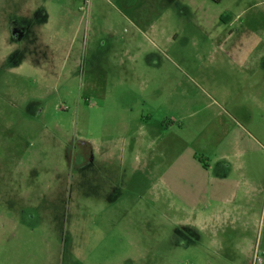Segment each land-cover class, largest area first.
<instances>
[{"label": "rangeland", "instance_id": "rangeland-1", "mask_svg": "<svg viewBox=\"0 0 264 264\" xmlns=\"http://www.w3.org/2000/svg\"><path fill=\"white\" fill-rule=\"evenodd\" d=\"M243 36L264 50V0H0V264H264V217L199 219L161 186L232 125L184 118L205 53ZM239 100L264 143V81Z\"/></svg>", "mask_w": 264, "mask_h": 264}, {"label": "crops", "instance_id": "crops-1", "mask_svg": "<svg viewBox=\"0 0 264 264\" xmlns=\"http://www.w3.org/2000/svg\"><path fill=\"white\" fill-rule=\"evenodd\" d=\"M233 43L230 50L223 46L220 51L205 53L210 62L218 63L212 68L202 69V77L207 84V108L199 117L198 110L192 109L196 103L191 102L186 105L184 118L185 122L196 124L200 118L224 117L232 125L223 123L216 130L205 126L199 129L202 140H208L214 131L219 130L222 138L219 145L212 150L204 148L203 143L196 148L185 149L161 177V186L179 202L186 203L188 212L199 219L211 214L227 219L245 216L257 223L264 217V168L253 160V156L256 152H264V143L251 134L243 137L245 128L238 119L244 116L252 120L255 115L256 108L243 106L239 97L240 92H250L262 85L264 67L261 66L264 63L259 60H264V50H258L256 36H243ZM219 90H223L221 94L226 98L214 97ZM255 103L258 107L259 102ZM260 106L264 110L261 101ZM171 122L165 131H171L175 123L180 124V129L183 127L182 117H173ZM141 135L144 136L145 132L142 131ZM176 150L168 142L160 152L172 154ZM195 154L201 156V162L195 159ZM245 156L246 160H242Z\"/></svg>", "mask_w": 264, "mask_h": 264}, {"label": "trees", "instance_id": "trees-1", "mask_svg": "<svg viewBox=\"0 0 264 264\" xmlns=\"http://www.w3.org/2000/svg\"><path fill=\"white\" fill-rule=\"evenodd\" d=\"M196 157V159L199 161V162H201V158H199V157H197V156H195Z\"/></svg>", "mask_w": 264, "mask_h": 264}]
</instances>
